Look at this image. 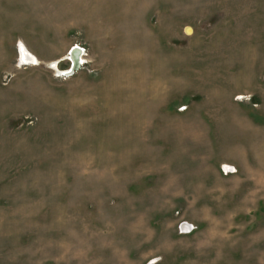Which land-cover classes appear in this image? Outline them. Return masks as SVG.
<instances>
[{
    "label": "rangeland",
    "instance_id": "1",
    "mask_svg": "<svg viewBox=\"0 0 264 264\" xmlns=\"http://www.w3.org/2000/svg\"><path fill=\"white\" fill-rule=\"evenodd\" d=\"M0 264H264V0H0Z\"/></svg>",
    "mask_w": 264,
    "mask_h": 264
},
{
    "label": "water",
    "instance_id": "2",
    "mask_svg": "<svg viewBox=\"0 0 264 264\" xmlns=\"http://www.w3.org/2000/svg\"><path fill=\"white\" fill-rule=\"evenodd\" d=\"M80 49V48H79ZM81 50V49H80ZM72 56L73 58L75 57V54H73L72 52ZM79 61H72V67L71 69L67 72V75H71L72 73H74L75 70L79 69L80 68V62L78 63ZM66 75V74H65ZM188 229V227H186V230Z\"/></svg>",
    "mask_w": 264,
    "mask_h": 264
},
{
    "label": "bare ground",
    "instance_id": "3",
    "mask_svg": "<svg viewBox=\"0 0 264 264\" xmlns=\"http://www.w3.org/2000/svg\"><path fill=\"white\" fill-rule=\"evenodd\" d=\"M80 50L78 49V48H76L74 51H73V54H75V57L73 58V56H72V59H73V61H78V59L80 58ZM36 58H33V57H29V59H28V61H32V60H35Z\"/></svg>",
    "mask_w": 264,
    "mask_h": 264
}]
</instances>
